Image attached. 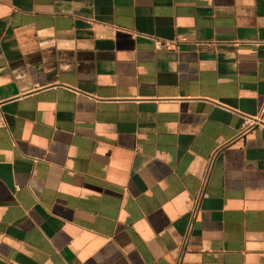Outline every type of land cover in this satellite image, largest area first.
<instances>
[{"label": "crops", "instance_id": "crops-1", "mask_svg": "<svg viewBox=\"0 0 264 264\" xmlns=\"http://www.w3.org/2000/svg\"><path fill=\"white\" fill-rule=\"evenodd\" d=\"M257 42L264 0H0V264H264Z\"/></svg>", "mask_w": 264, "mask_h": 264}, {"label": "built area", "instance_id": "built-area-1", "mask_svg": "<svg viewBox=\"0 0 264 264\" xmlns=\"http://www.w3.org/2000/svg\"><path fill=\"white\" fill-rule=\"evenodd\" d=\"M257 43H260V44H264V42H257ZM155 44H156V47H159L161 45H166V42H162L161 40H156L155 41ZM264 113V98L261 102V106H260V110H259V113L257 116H253V117H250V116H244V124H243V127L244 128H247V127H251L253 125H257L259 123H262L261 122V116L262 114ZM211 162V160H210ZM207 171H206V174L204 175L203 179H202V185H201V188H200V192L198 194V196L195 198V205H194V208L192 210V218L195 217L198 209H199V203H200V200H201V197H202V193H203V189L205 187V184L207 182ZM181 263V256L178 257L177 261H176V264H180Z\"/></svg>", "mask_w": 264, "mask_h": 264}]
</instances>
